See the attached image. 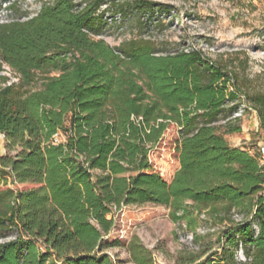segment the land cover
<instances>
[{
	"label": "trees",
	"instance_id": "16d2710c",
	"mask_svg": "<svg viewBox=\"0 0 264 264\" xmlns=\"http://www.w3.org/2000/svg\"><path fill=\"white\" fill-rule=\"evenodd\" d=\"M112 1L51 0L0 23V71L15 75H0V133L18 148L0 155V264H116L104 240L112 208L164 205L178 221L186 201L225 222L216 248L188 263L264 264L261 145L250 153L224 137L241 131L243 101L264 132V86L235 58L159 54L141 37L110 46L96 37ZM170 123L178 167L167 180L148 152ZM239 243L249 262L237 259ZM127 248L135 264H152L137 235Z\"/></svg>",
	"mask_w": 264,
	"mask_h": 264
},
{
	"label": "rangeland",
	"instance_id": "374dc122",
	"mask_svg": "<svg viewBox=\"0 0 264 264\" xmlns=\"http://www.w3.org/2000/svg\"><path fill=\"white\" fill-rule=\"evenodd\" d=\"M9 1L14 3L10 9ZM9 1L0 0V23L20 13L25 16L19 18L26 19L37 12L42 2L51 0ZM125 1L129 0H113L110 5L101 7V10L108 9L109 14L112 10L120 11L113 15L114 24L106 26L96 38L115 46L141 37L151 40L159 54L198 49L212 58H235L245 63L240 71L251 86H264V0H151L161 4L157 6L159 11L156 9L153 13L136 5L124 7L125 4H121ZM121 12L125 13L124 18ZM0 75L15 79L8 66H4ZM240 108L234 116L239 118L236 123L241 131L224 137L230 145L253 153L257 151L256 145L264 146V132L258 129V118L250 105L243 101ZM177 138V128L170 123L148 152L150 161L167 180L178 167ZM57 139H64V135L58 134ZM17 150V147H9L0 133V155H12ZM259 160L264 164L261 149ZM184 208L178 221L173 219L172 209L164 205L144 203L112 208L113 226L104 236L108 244L106 251L116 264H135L127 246L131 237L137 235L149 251L152 264H192L188 260L202 258L216 248L218 233L225 222H219L208 208L194 207L190 201L184 203ZM229 215L238 218L240 213L233 209ZM190 233L194 235L192 243L186 238Z\"/></svg>",
	"mask_w": 264,
	"mask_h": 264
},
{
	"label": "built area",
	"instance_id": "2783aa9c",
	"mask_svg": "<svg viewBox=\"0 0 264 264\" xmlns=\"http://www.w3.org/2000/svg\"><path fill=\"white\" fill-rule=\"evenodd\" d=\"M103 5L106 6V4H103ZM103 5H102V6H103ZM102 6H101V7H102ZM104 17H105V20H106V22H107V23H106V26H109V25H111V24H114V19H113V15H112V14L105 13ZM240 109H241V108H240ZM240 109H239V110H240ZM239 110H238V111H239ZM254 111H255V110H254ZM235 113H238V112H235ZM261 151H262V154H263V156H264V146H261ZM242 218H243V215L240 214V216H238V218H233V219L236 220V221H239V220H241ZM253 227H254L255 231L257 232V230H258L257 225L254 224ZM193 237H194V235H193L192 233L186 235V238L189 240V243H190V242L192 243V241L194 240ZM191 245H192V244H191ZM236 257H237V259H238L239 261H241V262H249V261H250V258H248V257H246V256L244 255L243 247H242V244H241V243L238 244Z\"/></svg>",
	"mask_w": 264,
	"mask_h": 264
}]
</instances>
